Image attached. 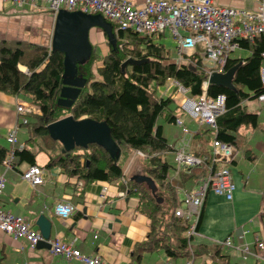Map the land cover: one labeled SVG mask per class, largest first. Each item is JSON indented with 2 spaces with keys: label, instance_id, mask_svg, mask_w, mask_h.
I'll return each instance as SVG.
<instances>
[{
  "label": "trees",
  "instance_id": "obj_1",
  "mask_svg": "<svg viewBox=\"0 0 264 264\" xmlns=\"http://www.w3.org/2000/svg\"><path fill=\"white\" fill-rule=\"evenodd\" d=\"M106 21L112 26L114 41L110 42L103 32L105 53L98 46L91 45L89 55L76 61L74 76L80 79V92L70 106L58 104L59 93L64 86L61 52L24 41H0V92L18 96L37 110L17 115L15 122L25 130L26 139L14 148L11 165L14 167L23 162L36 165V156L43 154L47 160L41 168H59L66 177H76L83 185L106 181L115 184L125 196L136 197L138 212L146 216L149 231L145 240L134 245V262L141 261L144 252L162 251L170 258L182 256L193 260L198 251H204L216 262L221 259L228 264V259L222 256L223 246L192 244L197 234L187 235L189 222L175 216L180 198L173 178L176 177L188 192L215 168L207 150L214 135L233 148L229 161L233 164L238 148L237 130L241 125L258 126V114L247 110L243 102L255 100L264 92L259 78L264 35L255 37L253 41L239 40L240 49L248 54L230 57L227 61L225 71L239 64L232 78V88L208 84V96H226L225 112L216 118V131L202 127L194 136L193 153L205 156L202 163L178 170L163 124L174 125L176 118L189 120L174 99L159 96L157 89L167 77H173L189 88L190 95L201 94V83L207 77L201 59L196 52L189 61L176 65L163 46L154 43L156 38L153 35L120 30L114 23ZM98 60L100 64L93 71L92 65ZM19 65L25 66L26 71H21ZM69 115L76 120L89 118L106 123L116 144L115 154L111 155L95 143L85 147L76 145L63 151L60 141L49 135L47 125ZM20 117H24L26 122H19ZM197 144L199 146H195ZM133 150L145 154L134 170L154 180L157 186L155 196L146 184H136L128 179L129 175H124V166ZM7 152V147L0 146V163L6 159ZM169 155L171 162L167 158ZM172 171H176L175 176ZM156 197L163 201L158 203Z\"/></svg>",
  "mask_w": 264,
  "mask_h": 264
},
{
  "label": "crops",
  "instance_id": "obj_2",
  "mask_svg": "<svg viewBox=\"0 0 264 264\" xmlns=\"http://www.w3.org/2000/svg\"><path fill=\"white\" fill-rule=\"evenodd\" d=\"M129 1L139 4L146 0ZM215 1L221 6L246 10H255L260 2V0ZM53 24L54 19L44 6L20 8L0 1V41L17 40L51 48ZM93 30L100 33L96 36L92 33V36L94 45L101 50L105 47V44H102L103 31L100 32L98 28ZM243 52V56L248 54L245 50ZM19 69L26 71L23 65H19ZM158 92L159 88L157 94ZM246 101L243 105L247 110L258 114L259 123L256 128L241 125L237 130L238 148L234 155V163L229 165L235 184L233 198L226 204H219L213 197L215 195L212 194L210 198L211 194H207L197 235L192 239L193 245L216 244L240 228L245 232L244 241L247 243H254L257 238L264 236V104L256 99L248 103ZM19 103L28 104L18 96L0 92V146L7 149L10 146L5 135L17 118L16 106ZM186 123L193 128L191 122ZM163 132L168 138V144L179 134V130L172 123H164ZM25 139V130L19 128L18 143L23 144ZM38 156L44 159L43 154ZM167 158L171 162V155ZM46 160L44 159L45 162ZM138 161L132 163L130 172L136 169ZM30 166L23 162L6 169L3 163H0V174L4 173L5 178L0 195V209L26 217L27 223L37 230L35 225L37 217L45 215L52 224L49 244L55 239L63 243L72 242L82 254L98 256L102 264H185L188 261L186 257L170 258L162 251H157L144 252L141 261L134 262L132 256L134 245L145 240L149 231L146 216L138 212L136 197L121 194L115 184L106 181H93L83 185L76 177H66L59 168L45 169L39 166L42 169L43 182L32 186L22 178V174ZM175 174L176 171H172V175ZM170 178L172 181L171 175ZM175 178L173 180L177 191H180V194L187 192ZM61 201L69 202L74 207L70 217L64 220L53 215L54 205ZM29 220L32 224L28 222ZM221 251L222 256L228 259V264H264V261L253 259L244 261L233 249L223 247ZM262 255L264 257V252ZM193 261L195 264H226L221 259L216 262L204 251H198ZM0 264L83 263L76 259L66 261L51 253L49 247L30 249L25 240H14L11 236L1 233Z\"/></svg>",
  "mask_w": 264,
  "mask_h": 264
},
{
  "label": "built area",
  "instance_id": "obj_3",
  "mask_svg": "<svg viewBox=\"0 0 264 264\" xmlns=\"http://www.w3.org/2000/svg\"><path fill=\"white\" fill-rule=\"evenodd\" d=\"M3 4L17 7L28 6L36 8L44 6L53 19L61 10L68 12L79 11L85 14H100L104 19L114 23L120 30H131L140 35H153L156 39L169 31L176 43V57L172 59L176 65L189 61L194 53H198L201 63L207 74L201 83L202 92L199 95H190L188 87L173 77H167L158 95L176 100L180 111L186 119L193 124L191 128L185 118H176L174 126L180 134L169 143V150L173 154V162L178 170L200 165L205 159L193 153V139L199 129L206 127L216 131V118L225 112L226 96L218 94L210 97L206 94L209 84L208 77L213 72H225L226 64L231 55L240 49L239 40L246 38L253 41L255 37L264 35V0H260L255 10L235 9L221 6L215 0H146L133 4L129 0H0ZM263 63L259 78L264 89V52ZM256 100L264 104V92ZM33 111L35 107L19 103L16 113L20 116ZM22 123L26 122L20 117ZM19 126L16 122L5 135L9 144L5 168L12 165L13 151L18 144L17 132ZM21 148V147H19ZM207 150L212 157L215 168L210 175L202 177L180 198V204L175 209V216L188 221L187 235H196V226L209 192L222 197L226 201L233 198L235 184L230 172L229 161L232 157L231 145L212 137ZM129 161L130 166L136 157H144L140 150H134ZM127 176V175H126ZM22 178L32 186L43 182L42 169L31 165ZM4 173L0 174V195L4 188ZM123 194V192H120ZM71 203L61 201L53 207V215L59 219H67L73 213ZM11 236L14 240L23 239L30 249H35L37 243L43 240L37 229L31 227L26 217L15 215L0 209V234ZM245 232L240 228L232 232L223 241L216 242L228 249L239 253L242 260L253 259L264 261V236L257 238L254 243L244 241ZM50 251L66 261L76 259L83 264H102L98 256L90 257L82 254L72 242L63 243L55 239L50 242ZM185 264H195L188 260Z\"/></svg>",
  "mask_w": 264,
  "mask_h": 264
},
{
  "label": "water",
  "instance_id": "obj_4",
  "mask_svg": "<svg viewBox=\"0 0 264 264\" xmlns=\"http://www.w3.org/2000/svg\"><path fill=\"white\" fill-rule=\"evenodd\" d=\"M94 27L102 29L110 42L114 41L111 24L100 14L61 10L54 19L50 47L63 54L64 86L59 93L58 104L60 105L70 106L80 92V79L74 76L75 64L77 60L89 55L91 50L89 30ZM238 66L239 64H236L223 73L213 72L208 77L209 84L232 88V78ZM47 130L51 138L60 141L63 151L70 150L76 145L85 147L92 143L107 149L111 155H114L116 151V144L111 139L109 128L104 122H96L89 118L76 120L69 115L48 124ZM128 179L136 184H146L151 194L155 196L157 186L150 176L133 169ZM156 201L161 203L163 199L156 197ZM35 225L43 238L35 248H50L48 241L52 227L51 221L41 214L37 217Z\"/></svg>",
  "mask_w": 264,
  "mask_h": 264
},
{
  "label": "rangeland",
  "instance_id": "obj_5",
  "mask_svg": "<svg viewBox=\"0 0 264 264\" xmlns=\"http://www.w3.org/2000/svg\"><path fill=\"white\" fill-rule=\"evenodd\" d=\"M94 28H96V27H94ZM99 29V28H98ZM102 31V29H100V32ZM92 33H94V35L96 36L97 34H100L98 31H96V30H93V28H91L90 30H89V36H88V38H89V42H90V44L91 45H94V43H93V36H92ZM102 35H103V33H102ZM104 41H106V39H105V37H103V40H102V44H104L105 42ZM154 43L155 44H159V45H161V46H163V48H164V51L168 54V56L170 57V58H172V59H174L175 57H176V54H177V52H176V43H175V41H174V39L172 38V36H171V34L169 33V31H165L164 33H163V35H160V37H158V39L157 40H154ZM102 50V52H104L105 53V51H106V46L103 48V49H101ZM240 52V53H239ZM237 55H239V57L240 56H243L244 55V52H243V50L241 51V50H237L234 54H232L231 56H237ZM100 64V61L98 60V61H95V63L92 65V70L94 71L95 70V67L97 66V65H99ZM249 101H252V100H247L246 101V103H248ZM248 107H249V105H248ZM249 109V108H248ZM133 154V153H132ZM132 156L133 155H130V159L132 158ZM43 161H42V160ZM44 159H46V157L44 156ZM44 159L40 156H36V161L38 162V164H37V166H41L42 165V163L43 162H45L44 161ZM130 159H129V161H130ZM139 159H141L140 157H136V158H134V163L135 162H137V160H139ZM129 161L125 164V166H124V169H123V171H124V175L126 176H128L130 173V169L132 168V166L133 165H131L130 166V164H129ZM139 162V161H138ZM133 163V164H134ZM209 194H211V196H210V198L212 197V192H209ZM178 197H182V195L183 194H180V191H178ZM214 195V194H213ZM216 196V195H215ZM215 196H213L214 198H215V201L217 202V203H219V204H226L227 202H230V201H226L225 199H223V198H218V197H215ZM226 201V202H225ZM248 202L250 201V199H248L247 200ZM28 222H30L31 224H32V222H31V220H29ZM33 224H34V221H33ZM236 231V230H235ZM235 231H233V233L235 232ZM219 238H223V236H219Z\"/></svg>",
  "mask_w": 264,
  "mask_h": 264
}]
</instances>
